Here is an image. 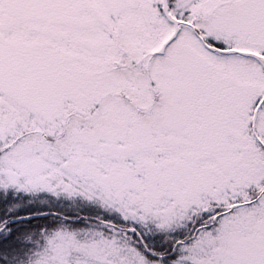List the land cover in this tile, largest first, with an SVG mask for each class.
<instances>
[{
  "label": "snow or ice",
  "instance_id": "obj_1",
  "mask_svg": "<svg viewBox=\"0 0 264 264\" xmlns=\"http://www.w3.org/2000/svg\"><path fill=\"white\" fill-rule=\"evenodd\" d=\"M0 264H264V0H0Z\"/></svg>",
  "mask_w": 264,
  "mask_h": 264
}]
</instances>
